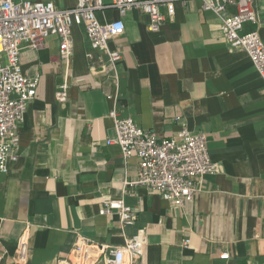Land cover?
Instances as JSON below:
<instances>
[{"label":"crops","instance_id":"0c3cea01","mask_svg":"<svg viewBox=\"0 0 264 264\" xmlns=\"http://www.w3.org/2000/svg\"><path fill=\"white\" fill-rule=\"evenodd\" d=\"M32 1L73 7L76 0ZM254 9L258 27L247 22L243 32L257 28L264 44V0ZM96 17L104 23L120 14L107 6ZM122 20L123 33L109 41L121 54L118 111L158 138L178 131L176 117L203 131L218 171L202 179L182 208L126 186L139 159L106 144L114 136L110 68L86 58L88 40L82 26L73 25L67 76L55 35L42 48L20 53L24 74L39 82L18 125V158L0 174V264H55L73 256L79 237L120 245L138 229L146 241L135 264H264V88L250 59L228 46L218 18L197 0L177 1L158 32L147 29L137 8ZM64 76L66 99L59 102L55 92ZM119 199L136 213L135 223L123 228L116 213H99L104 201Z\"/></svg>","mask_w":264,"mask_h":264},{"label":"built area","instance_id":"2783aa9c","mask_svg":"<svg viewBox=\"0 0 264 264\" xmlns=\"http://www.w3.org/2000/svg\"><path fill=\"white\" fill-rule=\"evenodd\" d=\"M177 1L188 0H76L73 7H57L52 1L0 0V174L8 172L10 163L18 158L19 123L29 102L34 98L38 76L24 74L20 65L23 48L38 50L45 39L55 35L58 39V55L65 67V76L73 56L72 26H82L88 40L86 58L97 66L108 65L115 84L112 106L108 111L114 136L106 144L119 147L122 157L139 159L137 174L126 186L143 187L155 192L174 208H182L200 189L206 175L218 171V164L210 158L207 135L203 131H191L183 119L180 128L170 136L158 138L139 126L132 117L122 116L117 108L119 97V73L116 67L121 54L109 46V41L124 31L122 16L132 8L147 16V29L158 32L167 19L175 13ZM200 9L214 14L219 20V31L230 48L244 51L264 88V44L258 29L243 32L247 22L258 27L254 3L258 0H197ZM115 8L120 17L110 22H100L96 11L105 7ZM234 7V12L228 8ZM165 10V11H163ZM100 53V54H99ZM105 57V60L102 56ZM95 65V66H96ZM57 86L55 98L66 99L67 81ZM100 214L116 213L120 227L132 225L136 213L122 199L106 200ZM146 241L144 229L126 236L120 245H109L79 237L73 248V256L58 260L55 264H135L142 257ZM184 245L188 239L183 241ZM25 243L18 242L19 261L24 259ZM227 253L220 255L228 258ZM0 255V259H1Z\"/></svg>","mask_w":264,"mask_h":264}]
</instances>
